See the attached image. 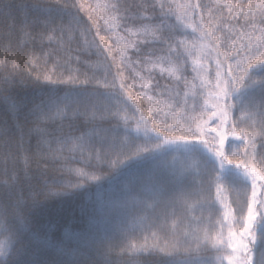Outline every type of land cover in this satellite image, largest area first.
Segmentation results:
<instances>
[{
	"label": "snow or ice",
	"instance_id": "snow-or-ice-1",
	"mask_svg": "<svg viewBox=\"0 0 264 264\" xmlns=\"http://www.w3.org/2000/svg\"><path fill=\"white\" fill-rule=\"evenodd\" d=\"M260 5L264 25V0ZM0 6L10 27L19 14L22 30L42 29V43L46 38L49 45L71 50L80 34L89 57L103 56L104 64L102 75L81 79L78 70H62L53 48L38 58L44 71L25 79L15 63L8 71L7 62L0 61L5 69L0 111L11 120H0V139L14 145L24 163L0 183V264H112L113 238L137 224L145 235L142 243L127 247L129 264H214L204 254L209 244L221 264H264V26L256 27L252 3L244 7L228 0L218 6L239 26L227 33L222 20L213 24L211 11L205 20L208 4L178 6L192 21L187 28L198 34L199 46L190 47L167 23L177 6L142 0L135 5L137 15L132 6L112 5L113 12H122L126 31L139 20L144 36L116 44L120 65L107 45L105 55L95 38L87 40L91 29L80 15L86 11L83 3L0 0ZM176 20L182 22V16ZM121 69H131L133 81L140 82L136 95L149 102L147 109L130 94L133 85ZM29 84L37 94L20 95ZM170 153L199 158V170L175 157L169 162ZM77 157L85 163L68 168L70 178L47 174L49 161L67 164ZM9 159H16L12 152L5 164ZM33 159L45 167L34 171ZM232 166L237 175H226ZM222 178L238 194L244 191L238 209L224 204ZM217 202L223 216L212 224L204 212ZM77 212L83 220L78 230L63 228Z\"/></svg>",
	"mask_w": 264,
	"mask_h": 264
},
{
	"label": "trees",
	"instance_id": "trees-1",
	"mask_svg": "<svg viewBox=\"0 0 264 264\" xmlns=\"http://www.w3.org/2000/svg\"><path fill=\"white\" fill-rule=\"evenodd\" d=\"M5 3H8L9 0H4ZM14 3L27 2V0H12ZM70 2L83 3L85 5L86 11L80 13V15L84 18L85 23L91 29L87 40L91 41L95 38V43L99 45L100 49L107 54L105 50V45H107L108 50H112V55L115 57V64L120 65V56L119 49L116 48V44L119 42L121 45H125L130 42H134L137 40H143L144 36L140 33L141 22L139 20L134 23L127 24V31L124 27V22L119 19L121 13H115L112 11L111 6L117 5L123 8L132 6V12L137 15L140 14V9L136 8L135 5L142 2V0H70ZM155 2V0H153ZM160 2L165 5L173 4L174 6V15L167 21V23L171 26H175L176 29L182 34V36H178L177 39L183 38L186 40L189 47L193 42L199 46V40L197 39L198 34H193L191 28H187V24L192 22L188 17H183V14L178 6L188 4V3H196L198 0H160ZM199 2L205 3L209 5V9L205 11V20L208 18V12L211 11L214 13L213 24L215 25L219 21H223L221 27H224V31L227 33L230 27H236L237 31H239V26L235 25L234 21H231L228 17L227 9L224 8L221 13L219 9V5H224L228 3V0H199ZM232 4L241 3L244 7H247L248 3H252L254 5V12L256 13V27L260 28L264 25L259 23V12H260V0H231ZM96 5H100L101 7H95ZM95 9L92 11V9ZM103 8V11H101ZM151 11V10H149ZM190 11V10H189ZM234 11V8H233ZM91 12L92 19H88V13ZM148 14V13H145ZM182 16V22L176 20V16ZM195 22H199V15H197V20ZM243 22V21H241ZM10 20L3 15V8L0 6V61H6L8 64V71H11L12 64L15 63L16 73L18 76L24 77L28 79L29 77H35L38 72L44 71V61L43 59H39L44 56L45 53L51 51L53 48L56 49L53 58L59 59L64 71H76L78 70L81 74V79L84 78L85 75L91 76L96 72H99L101 75L103 74L104 64H103V56H91L89 57L87 51V44L85 43V38L80 34L78 36V43L73 42L71 45V50L68 49V46L65 45L63 48L58 47L57 45H49L47 39L45 38L43 43L40 39V33L42 29L39 27H32L21 29L20 26V16L17 14L16 20L12 27H10ZM227 25V27H225ZM149 27L152 25L149 24ZM207 26V25H206ZM98 29V30H97ZM251 31V28L248 29ZM117 36L121 39L117 41ZM101 38H103V43H101ZM150 39V37H149ZM83 49V51H81ZM147 50V49H145ZM132 49L128 48V54L132 55ZM80 55V62H77V54ZM134 58V57H133ZM191 59V58H190ZM109 64H112V58L110 57L108 60ZM49 66H51V62H49ZM123 71V76L127 84H132L133 87L129 90L130 94L133 95L137 102L142 103L145 109L148 108L149 102L142 100V98L136 95L137 91L140 90V82H134L132 79V70L131 69H121ZM5 69L0 66V74H2ZM112 71L115 73L117 68L114 66ZM157 77H159V72L156 73ZM166 81H161L164 83ZM20 95L32 96L37 94V90L29 84L27 87H22L19 89ZM130 103V102H129ZM152 104L155 103L153 99L151 101ZM9 119L5 116V114L0 111V120ZM171 122V118H169V123ZM9 123L11 120L9 119ZM35 143V141H33ZM9 152H12L16 159H9L7 164H5V158ZM173 157L176 158V163L189 167L193 172L199 170L201 161L199 158H189L186 156H182L180 153H170L167 157L169 162H173ZM238 159L243 158V153L237 157ZM85 161H81L79 157H77L76 162H69L64 164L63 161L60 163H53L51 161L47 164V174L51 177L55 178H70L68 176L67 169L68 168H76L81 167ZM31 168L35 171L38 168L43 169L45 167L44 164H38L36 159H33L31 164ZM24 167L23 160L19 153L16 152L14 145H6L2 139H0V183H3L6 179H8L12 173L16 170H19ZM233 172L231 175H237L235 171V166H232ZM243 166L241 165V170ZM6 169V171H5ZM220 187L222 189V195L224 204L231 205L235 209H238L242 203L245 201V193L241 190L238 194L236 188H232L229 186L227 180H221ZM251 194V186L249 185L247 190V195ZM216 186L213 185L211 188V197L213 200L216 199ZM245 212H246V204ZM219 210V211H217ZM199 215V212H197ZM204 216L208 218L210 216V222L215 224L217 219H222L223 211L221 209V205L219 202L216 203L215 209L208 210L206 209L204 212ZM208 220H205L207 223ZM83 223V220L79 218V213H75L71 218L67 219L63 228H66L69 231L78 230L79 226ZM219 230L217 226V231ZM238 230V229H237ZM145 233L140 230L139 225L130 226L129 231L126 236L117 235L113 238L111 242V252L110 259L112 264H129L131 257L127 252V247L132 243H142L144 240ZM3 236H0V239H3ZM123 250V251H122ZM206 256L213 259L214 264H221L220 260L217 259L216 250L211 247L209 244L207 246V251L204 253ZM151 259V258H147ZM226 264V261H225Z\"/></svg>",
	"mask_w": 264,
	"mask_h": 264
}]
</instances>
